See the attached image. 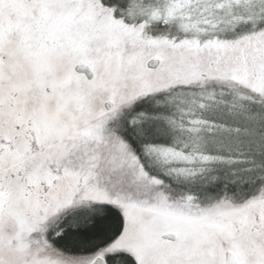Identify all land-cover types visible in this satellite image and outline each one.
Wrapping results in <instances>:
<instances>
[{"label": "snow or ice", "instance_id": "snow-or-ice-1", "mask_svg": "<svg viewBox=\"0 0 264 264\" xmlns=\"http://www.w3.org/2000/svg\"><path fill=\"white\" fill-rule=\"evenodd\" d=\"M0 264H264V0H0Z\"/></svg>", "mask_w": 264, "mask_h": 264}]
</instances>
